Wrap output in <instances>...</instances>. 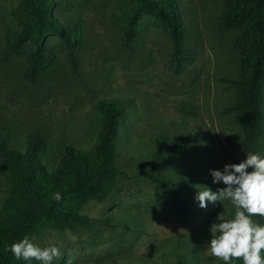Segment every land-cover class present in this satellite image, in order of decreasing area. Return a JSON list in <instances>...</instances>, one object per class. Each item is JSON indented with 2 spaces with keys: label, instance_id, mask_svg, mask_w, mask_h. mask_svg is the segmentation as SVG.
<instances>
[{
  "label": "rangeland",
  "instance_id": "rangeland-1",
  "mask_svg": "<svg viewBox=\"0 0 264 264\" xmlns=\"http://www.w3.org/2000/svg\"><path fill=\"white\" fill-rule=\"evenodd\" d=\"M54 1L53 16L71 28L80 44L78 68L64 39L46 30L41 41L48 58L32 82L25 71L34 41L6 59L7 37L24 29L38 31L43 24L27 0H0V130H11L13 146L21 149L28 134H43L42 160L53 172L66 144L95 150L102 123L98 105L120 100L126 107L117 139L121 173L110 183L107 200L82 207V214L93 219L90 226L48 228L32 241L59 247L62 256L52 264H176L180 254L188 264H223L208 251L210 228L220 222L219 214L231 218L235 209L229 200L201 208L197 193L202 186L213 192L227 187L214 183L210 170L223 172L249 152L264 156V89L262 129L252 149L238 113L226 111L238 95L240 74L237 31L221 20L226 0H175L184 26L179 68L171 36L135 0ZM138 11L137 35L127 44L129 20ZM164 134L186 140L191 156L170 165L155 162L157 140ZM145 174L194 184V192L183 194L192 203L188 218L173 213L172 194ZM9 186V176L0 172V212Z\"/></svg>",
  "mask_w": 264,
  "mask_h": 264
},
{
  "label": "trees",
  "instance_id": "trees-1",
  "mask_svg": "<svg viewBox=\"0 0 264 264\" xmlns=\"http://www.w3.org/2000/svg\"><path fill=\"white\" fill-rule=\"evenodd\" d=\"M142 9L155 15L161 26L169 33L174 45L173 58L177 68L184 40L182 13L175 0H135ZM34 18L43 26L37 31L24 29L10 33L5 49V58L20 52L27 41L32 40L35 47L27 54L26 78L32 82L42 75L48 58L44 39L46 30L58 34L69 47L73 68H78L76 48L80 46L77 37L72 36L71 28L53 16L54 0H27ZM140 11L130 18L126 29V43L130 44L137 35V20ZM225 28L237 31L234 45L239 50V78L235 82L238 95L226 108L236 112L243 128L248 148L258 142L263 123L264 89V0H226L221 17ZM40 23V22H39ZM39 34L35 37V34ZM101 127L98 143L93 152H86L73 144H66L64 155L58 169L47 170L42 156L45 137L40 132L28 134L26 147L13 146L14 134L9 129L0 130V172L9 176L10 186L5 210L0 212V264H37L35 260H17L7 250L12 243L25 236L31 240L48 228L60 231L77 230L88 227L93 219L82 214L84 205L90 201L103 202L110 193V183L121 171L117 167V139L119 127L126 117L125 105L117 99H106L98 105ZM196 115L195 110H191ZM191 156L187 141L180 138L172 140L162 135L157 140L154 160L160 165H170ZM172 194L173 213L182 219L188 218L192 203L184 193L194 192L192 182L180 183L145 174ZM60 192L61 200L53 197ZM261 224L264 218L254 217ZM242 264V261H236ZM176 264H188L182 254L177 256Z\"/></svg>",
  "mask_w": 264,
  "mask_h": 264
},
{
  "label": "clouds",
  "instance_id": "clouds-1",
  "mask_svg": "<svg viewBox=\"0 0 264 264\" xmlns=\"http://www.w3.org/2000/svg\"><path fill=\"white\" fill-rule=\"evenodd\" d=\"M252 168V171H248ZM213 182L222 181L227 187L213 192L207 186H202L196 199L199 207L206 209L208 203L215 204L229 200L235 209L231 218L225 213L219 214V223L211 228L212 238L208 245L211 256L223 262L234 264H264V224L258 223L254 217L264 218V156L247 153L244 161L225 165L223 172L210 170ZM61 200L60 192L53 197ZM17 260H35L40 264H52L62 253L56 245L49 243L41 247L28 236L7 248Z\"/></svg>",
  "mask_w": 264,
  "mask_h": 264
}]
</instances>
